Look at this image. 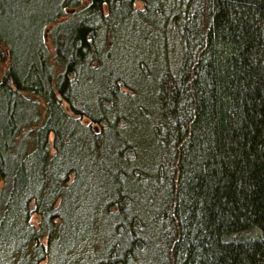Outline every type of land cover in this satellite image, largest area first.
<instances>
[{
	"label": "trees",
	"instance_id": "1",
	"mask_svg": "<svg viewBox=\"0 0 264 264\" xmlns=\"http://www.w3.org/2000/svg\"><path fill=\"white\" fill-rule=\"evenodd\" d=\"M0 264H264V0H0Z\"/></svg>",
	"mask_w": 264,
	"mask_h": 264
},
{
	"label": "rangeland",
	"instance_id": "2",
	"mask_svg": "<svg viewBox=\"0 0 264 264\" xmlns=\"http://www.w3.org/2000/svg\"><path fill=\"white\" fill-rule=\"evenodd\" d=\"M137 7H140L141 6V4L140 3H137V5H136ZM32 222L35 224V225H38V222H39V218H38V216L37 215H33L32 216Z\"/></svg>",
	"mask_w": 264,
	"mask_h": 264
}]
</instances>
